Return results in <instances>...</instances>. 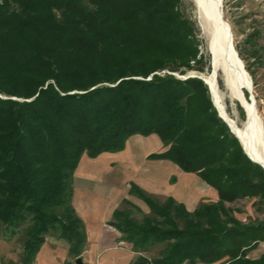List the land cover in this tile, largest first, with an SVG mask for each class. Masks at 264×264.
Wrapping results in <instances>:
<instances>
[{
    "label": "trees",
    "instance_id": "obj_1",
    "mask_svg": "<svg viewBox=\"0 0 264 264\" xmlns=\"http://www.w3.org/2000/svg\"><path fill=\"white\" fill-rule=\"evenodd\" d=\"M181 2L0 0V233L25 228V261L49 233L81 254L85 229L71 198L84 154L156 134L165 149L148 158L196 173L218 199L189 211L131 183L149 212L124 198L110 223L136 252L132 264H264V251L247 256L264 242V219L243 223L241 209L226 205L250 198L263 209L264 169L218 116L207 84L161 72L206 67ZM258 35H250L251 54L263 64Z\"/></svg>",
    "mask_w": 264,
    "mask_h": 264
},
{
    "label": "crops",
    "instance_id": "obj_2",
    "mask_svg": "<svg viewBox=\"0 0 264 264\" xmlns=\"http://www.w3.org/2000/svg\"><path fill=\"white\" fill-rule=\"evenodd\" d=\"M160 146L164 145L156 134H135L120 151L81 157L73 173L71 204L84 224L86 242L79 255L84 264H132L136 252L110 223L122 200L132 198L128 194L130 183L158 197L172 196L189 211L201 201L218 199L214 188L196 174L181 170L169 160L148 158L165 149L158 150ZM130 201L149 212L146 204L147 211L133 199ZM22 230L0 234V264H75L69 243L55 233L45 236L31 262L25 261Z\"/></svg>",
    "mask_w": 264,
    "mask_h": 264
},
{
    "label": "bare ground",
    "instance_id": "obj_3",
    "mask_svg": "<svg viewBox=\"0 0 264 264\" xmlns=\"http://www.w3.org/2000/svg\"><path fill=\"white\" fill-rule=\"evenodd\" d=\"M193 1L204 50L208 53V57L210 56L208 70L200 72L199 75L207 82L210 93H212L211 97L213 95L218 100L216 106L212 97L216 109L238 136L246 153L264 165V121L258 112L257 104L254 105L247 92V73L242 70L235 55L228 47V31L220 19L223 0ZM219 72L223 84L219 82ZM220 85L224 86L228 97L243 109L245 120L241 125L228 113L221 97Z\"/></svg>",
    "mask_w": 264,
    "mask_h": 264
},
{
    "label": "rangeland",
    "instance_id": "obj_4",
    "mask_svg": "<svg viewBox=\"0 0 264 264\" xmlns=\"http://www.w3.org/2000/svg\"><path fill=\"white\" fill-rule=\"evenodd\" d=\"M222 9H223V14L225 16L226 21L231 26L234 46H237V48L241 49L243 51V54L245 55L244 59H242L244 63V67L246 69V66H247L253 72V75H254L253 79L251 75L249 74L252 79V90H253L255 97L258 96L259 98L258 100L256 99L257 109H259L258 112L261 115L262 120L264 121V63L259 64V62H257L255 60V57L251 54V49H252L251 44L253 40L251 39L250 41V35L254 32H257V35L258 33L259 35L254 39L255 41L254 43H256V45L258 44L264 45V0H223ZM180 10H181V13L184 15V17L191 19L195 23V26L197 29L195 36H196V39H198V43H199L198 46H199L200 52L205 56L207 60L206 67H204L205 69L203 71H199L197 69H185V71L183 72H180V71L172 72V71H167V70H164L161 72L162 73L164 72L172 73L175 75V77L179 79H185L187 77H192L196 74L199 75L200 72L201 73L206 72L210 66V62H209L210 59H208L210 56L208 57V53L204 50L203 40L200 37V31H199L198 24L196 21V7L194 4V1L193 0H182L180 4ZM218 75H219L218 76L219 80L223 84L222 82L223 80L221 78L220 72L218 73ZM220 90H221V97L223 98L222 100L224 102V105L228 113L237 121L238 124L241 125L243 121L245 120V115L244 117L240 115L237 109L238 104L235 103L230 97H228L224 86L220 85ZM209 92H211L210 89H209ZM212 97L217 106L218 100L213 95ZM162 148H164V146H160L158 150H161ZM193 174H196V173H193ZM129 188H130V185H129ZM145 192L150 195H154L147 191ZM128 194L130 196L129 192ZM131 197H132L131 199L139 203V205H141V207L147 211V207L145 206V203L143 200H141L136 195L132 196L131 194ZM158 198L162 199L164 197L159 196ZM207 202H210V200H207ZM252 202H253V199L244 198V199L235 201L233 203H226V205L231 206L232 208H235V209L236 208L241 209L239 212H235V215L243 223H248L249 221L251 222V220H263L264 219V207L261 210L260 209L257 210L252 205ZM142 212L145 213L144 211ZM136 214L139 215L138 213ZM24 229L25 228H23L22 231H24ZM0 234L3 235V233H0ZM263 251H264V242H259L255 248H253L247 253V256L250 258H256ZM156 253H157V248L145 254L147 256L153 257L154 255H156Z\"/></svg>",
    "mask_w": 264,
    "mask_h": 264
},
{
    "label": "water",
    "instance_id": "obj_5",
    "mask_svg": "<svg viewBox=\"0 0 264 264\" xmlns=\"http://www.w3.org/2000/svg\"><path fill=\"white\" fill-rule=\"evenodd\" d=\"M221 4V2H220ZM224 14H223V9L220 10V19L221 21L226 25V28H227V31H228V47L231 49V52H233V54L235 55L236 59L238 60L239 64H240V67L242 68L243 71H245V73H247V80H246V89H247V92L249 93V97L253 100V103L254 105L257 104V100H256V97L253 93V90H252V79L248 73L247 70H244V63L242 61V59L240 58L235 46H234V43H233V35H232V30H231V26L230 24L226 21V19L224 18ZM192 77H197V78H200L205 84H207V82L204 80L203 77H201L200 75H194ZM12 98H15V97H12ZM214 105V104H213ZM215 107V105H214ZM218 113V116L226 123L224 117L217 111ZM230 129V132L234 134V136L236 138H238V136L233 132V130L231 129L230 125L228 123H226ZM244 150V148H243ZM245 154L247 155V157L252 161V162H255L257 164H259L263 169H264V165L260 162V161H257L253 158H251L248 153H246V151L244 150ZM74 263L75 264H84L83 261H82V257L81 256H77L74 260Z\"/></svg>",
    "mask_w": 264,
    "mask_h": 264
}]
</instances>
